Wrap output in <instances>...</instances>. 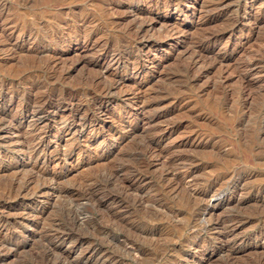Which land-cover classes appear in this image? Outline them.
<instances>
[{
    "label": "rangeland",
    "instance_id": "obj_1",
    "mask_svg": "<svg viewBox=\"0 0 264 264\" xmlns=\"http://www.w3.org/2000/svg\"><path fill=\"white\" fill-rule=\"evenodd\" d=\"M0 157V264H264V0H0Z\"/></svg>",
    "mask_w": 264,
    "mask_h": 264
},
{
    "label": "bare ground",
    "instance_id": "obj_2",
    "mask_svg": "<svg viewBox=\"0 0 264 264\" xmlns=\"http://www.w3.org/2000/svg\"><path fill=\"white\" fill-rule=\"evenodd\" d=\"M226 7V6H225ZM232 24V23H231ZM230 24V25H231ZM234 24V23H233ZM236 24V23H235ZM231 27H232V25H231ZM227 30V29H226ZM141 37V36H140ZM142 38V37H141ZM130 60V59H129ZM28 81V80H27ZM36 97V96H35ZM40 98V97H39ZM60 99V98H59ZM262 101V100H261ZM47 112V109H44L40 114H43V113H46ZM50 113V112H49ZM80 118V117H79ZM41 119V118H40ZM2 120V119H1ZM12 128V127H11ZM1 158V157H0ZM7 159V158H6ZM181 159V158H180ZM7 161H8V159H7ZM135 165V164H134ZM132 166V165H131ZM144 166V165H143ZM134 167V166H133ZM147 167V166H146ZM141 170V169H140ZM125 172H126V169H125ZM130 172V171H129ZM124 173V172H123ZM127 173V172H126ZM131 173V172H130ZM112 174H114V173H112ZM135 174V173H134ZM123 175V174H122ZM130 175H132V173L130 174ZM138 175V174H137ZM115 176V175H114ZM128 176V175H127ZM135 176V175H134ZM113 177V176H112ZM140 177V176H139ZM119 178V177H118ZM24 179V178H23ZM117 179V177L114 179V180H116ZM160 179V178H159ZM120 180V179H119ZM122 180V179H121ZM30 181H31V179H30ZM29 178L28 179H24V180H22L21 181V179L20 180H17V179H15V180H13V182L12 183H14V184H19V189H26L27 188V186H28V184H29ZM113 181V180H112ZM117 181V180H116ZM119 182H121V181H119ZM9 183H11V182H9ZM116 184H118L117 182H115ZM132 183H133V181H132ZM178 184V183H177ZM11 185V184H10ZM120 185H123L122 183L120 184ZM148 185V184H147ZM113 186V185H112ZM115 186V185H114ZM118 186V185H117ZM134 186V185H133ZM137 186V185H136ZM136 186H135V188H136ZM172 186V185H171ZM123 187V186H122ZM121 187V188H122ZM125 187V186H124ZM126 187H128V186H126ZM125 187V188H126ZM138 187V186H137ZM129 188H131V187H129ZM168 188V187H167ZM112 189H114V188H112ZM117 189V188H116ZM128 189V188H127ZM137 189V188H136ZM139 189V188H138ZM153 189V188H152ZM17 190H18V188H17ZM22 190V191H23ZM119 190V189H118ZM117 190V191H118ZM126 190V189H125ZM130 190V189H129ZM135 190V189H134ZM133 190V191H134ZM147 190V189H146ZM122 191V190H121ZM124 191V190H123ZM132 191V192H133ZM17 192V191H16ZM116 192V191H115ZM126 192V191H125ZM130 192V191H129ZM129 192L127 193L126 192V196H129L128 194H129ZM131 192V193H132ZM135 192H136V190H135ZM18 193V192H17ZM16 193V194H17ZM130 193V194H131ZM140 193V192H139ZM183 193V192H182ZM193 193V192H192ZM16 194H15V196H16ZM119 194H120V192H119ZM136 194H138V193H136ZM136 194H134V195H136ZM123 196H124V194H123ZM131 196V195H130ZM141 196V195H140ZM139 196V197H140ZM25 197V196H24ZM88 197V196H87ZM93 197V196H92ZM107 197V196H106ZM116 197V196H115ZM119 197H120V195H119ZM125 197V196H124ZM195 197V196H194ZM23 198V197H22ZM100 198V197H99ZM105 198V197H104ZM117 198V197H116ZM115 198V199H116ZM122 198V197H121ZM132 198H133V196H132ZM134 198H136V197H134ZM138 198V197H137ZM181 198V197H180ZM189 198H190V196H189ZM199 199H201V198H199ZM119 200V199H118ZM140 200H141V198H138V199H134L132 202H133V205H135L136 203L138 204V203H141L140 202ZM185 200V199H184ZM186 200H187V198H186ZM185 200V201H186ZM190 200V199H189ZM189 200H187V202H189ZM113 201V200H112ZM123 201V200H122ZM142 201H143V199H142ZM192 201V199L190 200V202ZM197 202V201H196ZM88 203V202H87ZM131 203V202H130ZM194 203V202H193ZM191 204V203H190ZM196 204V203H195ZM194 204V205H195ZM130 205V204H129ZM188 205V204H187ZM193 205V204H192ZM197 205V204H196ZM138 206V205H137ZM155 206V205H154ZM135 207V206H134ZM192 208H194V207H192ZM196 208V207H195ZM138 209V208H137ZM159 211V210H158ZM188 212V211H187ZM77 214V213H76ZM202 214V213H201ZM110 215V214H109ZM116 215V214H115ZM120 215V214H119ZM118 215V216H119ZM105 216V215H104ZM108 216V215H107ZM160 217V216H159ZM111 218V217H110ZM134 219V218H133ZM194 219H195V217H194ZM197 219V218H196ZM115 221H117V219L115 220ZM164 221V220H163ZM168 221V220H167ZM234 221V220H233ZM81 222V221H80ZM119 222V221H118ZM121 222V221H120ZM161 222V221H160ZM197 222V221H196ZM117 223V222H116ZM83 224V223H82ZM144 224V223H143ZM226 224V223H225ZM221 225V224H220ZM254 225V224H253ZM222 227V226H221ZM198 229V228H197ZM127 230V229H126ZM182 231V230H181ZM128 232V231H127ZM225 234H226V232H225ZM137 235V234H136ZM175 236V235H174ZM129 238V237H128ZM146 238V237H145ZM126 240V239H125ZM125 244V243H124ZM133 244V243H132ZM98 247V246H97ZM139 249V248H138ZM152 261V260H151ZM150 263V262H149Z\"/></svg>",
    "mask_w": 264,
    "mask_h": 264
}]
</instances>
